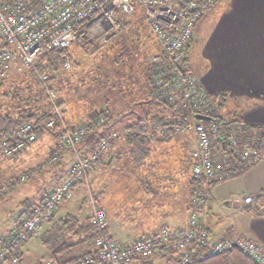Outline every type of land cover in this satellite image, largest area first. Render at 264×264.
Here are the masks:
<instances>
[{
	"label": "built area",
	"instance_id": "built-area-1",
	"mask_svg": "<svg viewBox=\"0 0 264 264\" xmlns=\"http://www.w3.org/2000/svg\"><path fill=\"white\" fill-rule=\"evenodd\" d=\"M216 1L41 0L32 3L29 0H0V78L6 76L13 67L34 70L47 90L54 115L45 125L58 137L60 147L69 148L74 158L63 179L47 193L40 205H34L31 213L21 219L20 226L11 231L8 244L18 246L34 236L37 227L53 217L58 203L72 198L73 187L79 182L87 191L89 221L94 233L92 250L80 256L65 261L48 257L22 264H187L194 252L200 253L202 257H211L234 248L256 264H264V248L258 241L244 237L235 230L213 237L203 226L212 186L233 172L227 155L216 153V144L226 140L239 159L247 164L261 157L259 140L248 137V141L241 143L239 127H231L223 132L212 120L205 123L195 118L197 113L212 117L215 105L197 76L185 64L187 48L198 20ZM134 14L141 16L160 49V54L153 61L157 64L150 72L157 98L176 109L194 110L192 121L181 129L191 131L195 137V148L191 152V174L202 180V183L190 200L185 226L163 223L157 231L121 243L110 232L106 210L96 203L87 177L92 164L100 161L116 134L111 132L104 136L88 156L82 155L80 144L89 134L103 126L104 118L95 114L76 125L65 122L63 110L57 103V92L46 86L47 75L36 70V63L40 53L50 48L77 45L91 50L103 45L122 32ZM69 66L70 60L67 58L63 67ZM139 127L141 131H147L150 125L141 120ZM154 128L159 129V126L155 125ZM35 139L33 124L23 122L0 137V156L16 155ZM61 157L62 152L59 150L47 160L49 163L56 162ZM27 179L28 174L22 173L14 180L0 183V196L12 189L17 180ZM252 200L250 195L243 198L246 206ZM0 257H3V253ZM5 264L19 262L13 255Z\"/></svg>",
	"mask_w": 264,
	"mask_h": 264
},
{
	"label": "crops",
	"instance_id": "crops-1",
	"mask_svg": "<svg viewBox=\"0 0 264 264\" xmlns=\"http://www.w3.org/2000/svg\"><path fill=\"white\" fill-rule=\"evenodd\" d=\"M226 4L231 10V16L224 22H222V19L217 21L215 27L201 43L199 42L200 39H198V33L201 30V25L209 20L211 11L210 14H207V11L205 13L207 15L202 18L203 15L201 17L202 20H200L201 18L198 20V22L201 21L200 25H197V22L193 41L187 49V67L197 76L204 91L211 98L214 96L215 110L218 109L219 112L223 113V119L229 120L235 117L239 120V123L262 128L264 127V0H230L229 4ZM224 7H221V9ZM217 10L219 8L216 7V10L212 13ZM211 20L212 18H210ZM157 50V46L153 48V51L156 52ZM189 50H192V54L198 52L201 57V59H198V65H195L194 62L193 64L191 63L192 68L188 63ZM201 60L204 63L199 65ZM157 109V112L160 111L159 114L171 115L164 108L158 107ZM84 121L86 119L82 118L74 124ZM190 121L191 118L189 117L188 120H185V123ZM97 131L89 134L80 144L79 148L84 156L89 155L97 140L108 130L100 129ZM246 132L244 131L243 134ZM124 133L123 125L122 133L115 132L117 135L116 140L102 154L100 161L92 164L87 174L91 191V185L96 188L101 185L105 194L109 183L117 180L130 165L131 159L127 156ZM171 134L173 135H168L163 140L164 142H161L162 147L158 148L159 156L161 157L158 161L159 163L170 162L168 156L177 155V157H180L186 151L187 158L189 159L190 157L189 171L185 173L184 161L179 163L176 168L170 170L172 172H167V175L160 172L159 180L165 182L162 184L166 186L165 193H169L168 188H170L169 194L173 196L165 201L170 204L168 212L172 213L173 216H180L174 214L176 212L175 204L180 202L189 215L188 182L191 174V152L195 148V137L189 130L184 133L176 130ZM36 141H39L38 146L32 148L33 150L36 149V151H33L29 156L21 157L20 155L7 160L0 156V174L4 171L10 173L13 170L14 179L22 173H27L29 178L32 171L36 170V167L34 168L36 152L40 149L41 144H44L48 147V151L45 154L46 164L54 165L58 163L57 165L59 166L56 167L62 170V174L65 176L72 160L62 159V157L56 162L49 163L47 160L52 153L59 150L63 151L64 147H60L59 139L51 133H45ZM219 152L222 151L219 150ZM28 169H31V171ZM167 169L169 167L164 165L163 170ZM169 174L171 175L169 176ZM180 179H182V182ZM179 183L181 184L179 185ZM173 184H177L180 188L172 186ZM152 186L153 191L156 193L158 188L155 189L154 185ZM84 188L82 183H76L73 187V194L74 190L78 189L77 191L80 192ZM51 189L42 195L37 204L42 203ZM247 195L252 196L253 200L246 206L243 198ZM68 206L63 209L57 207L53 217L41 223L35 235L32 236V238L41 239V243H44L50 250L46 258L54 255L61 259L72 258L62 257L66 248L56 249L46 243L51 232L64 227L63 223L68 217H74V202ZM78 208L82 209V215H77L78 218L89 216L90 211L83 213L82 201L79 202ZM31 209L25 203L23 215L28 216ZM57 213L62 214V217L58 221H54ZM24 217L20 216L18 221L15 224L13 223L14 225H12L9 233ZM163 223L168 224L163 221L159 225ZM203 226L208 229V232L213 237H220L227 231L235 230L244 237L255 239L264 248V149L261 152V157L256 162L251 164L244 163V166L242 165L236 173L218 180L212 186L211 199L205 207ZM108 227L110 232L115 235L111 231L110 223H108ZM68 234L71 236V231L66 233V235ZM118 239L122 243H127L135 238L132 235H124ZM92 248V245H88L86 252L91 251ZM20 253L24 263L31 262L25 259L21 251Z\"/></svg>",
	"mask_w": 264,
	"mask_h": 264
},
{
	"label": "trees",
	"instance_id": "trees-1",
	"mask_svg": "<svg viewBox=\"0 0 264 264\" xmlns=\"http://www.w3.org/2000/svg\"><path fill=\"white\" fill-rule=\"evenodd\" d=\"M29 1L35 3L41 0H29ZM132 24H134L135 26L137 25L143 26V28L147 32L146 37L148 38V36H151L139 14L132 15L124 25L123 30L125 28L126 29L129 28V26ZM138 33H139V38H142L143 36L140 34V32ZM116 37L117 35L113 37L111 40H109L107 43L91 49L89 53H93V55H95L96 52H100L99 55L102 56L101 58H107V55L110 54L109 45L110 46L115 45L114 41ZM149 39L153 40L154 37ZM141 40L142 42H144L143 38ZM72 47L75 48L77 47L78 50L76 49L73 50ZM133 47L134 48L132 50H128L126 49L125 46H115L114 55L116 54V56H114L115 58L113 57L109 58V60L113 59L110 61V64L111 63L113 64L122 63L124 65L127 64V61H129L132 58V54L136 52L135 48H137V46L136 47L133 46ZM80 49H83L85 52L89 50V49L80 48L77 45H73L61 49L50 48L48 50H45L40 53L37 59L36 70L40 73H44L47 75L45 84L48 88L50 89L54 88L57 90V92H59L57 103L61 108H63L62 110L64 112V115H66L67 117L66 118L67 121L74 122L82 118H84V120L85 119L88 120L92 118L94 110L96 112L95 114H98L104 118V124L100 129H106L108 131L100 137V139H102L104 136L115 131L114 129L115 124L120 122L118 119L122 115L119 112H117L115 108H113L112 106L107 108L106 104L107 101L110 100V98L109 95L108 94L105 95V92L103 91L106 88L109 89L115 88L116 84L113 82V79H110V76L108 75L107 71L105 72L102 71V74L100 73L99 76L96 73V71L92 73L93 76L92 75L88 77L79 76L78 71L80 70H78V68L79 69L82 68L81 63L79 61V59H81L82 56L78 54L80 53L79 51ZM105 51H107V53H104ZM67 58L70 60V66L68 68H64L63 62ZM110 64L108 63L106 67H109ZM156 64L157 63L154 62L151 63L150 65L146 64V67L144 68L143 71L144 72L143 82L142 85H139V89L137 91L133 90L134 87L133 85H131L132 83L126 81V79H124V82H122V88H120L121 90L119 89L120 92L127 91L126 94L124 92H123L124 94L121 93L120 98L122 100H125L127 105V109L123 111V120H124L123 125L125 129L124 142L126 144L127 156L131 159V163L126 169V171H124V174H121L120 178L118 177V179L126 178L127 181L130 180L133 183V185H135V188H138V190L142 189L143 192L145 191L148 193L154 190L152 185L153 182H156L155 180L157 178V175H161L160 172L167 175L168 174L167 172L174 169L179 165V163H183L184 161L185 163L183 165L186 170L185 173L189 171L188 168L190 164V157L189 159L187 157H183V158L181 157L174 164L168 161L166 163H159L158 160L161 157L159 156L158 148L160 149L162 147L161 142H164L163 140H165L168 135H173L171 133L176 131L177 128H181L189 124L192 121V119L189 123L188 122L185 123V120H188L189 117L191 118L194 112L192 108H187L186 110L176 109L170 103L166 101H161L157 98L156 96L157 90L152 85L149 74L152 67L155 66ZM185 64L187 66V59ZM143 65L145 66V63ZM99 67L100 65L96 67L98 71L100 70ZM67 73H69V76L72 75L77 78L76 80L77 82H79V86L85 84L90 85L91 83L94 84V86L91 85L89 87L85 95H88V93H90L91 91L90 88L95 87L94 81L98 80V82H100V85H102V89H101L102 95L100 101L103 102L104 107H101L100 109L94 108L93 106H95V104H92L94 100H92L91 97L82 96L84 99L81 98L83 99L81 100L79 98L78 100V98L74 99V97L69 96L68 91L65 93L64 91L67 88L65 82L68 81V78H64V75ZM23 75L28 76V80L26 81V83L29 82V88L27 90H24L23 88L24 84L22 80L19 79V81H17V77H21ZM23 80L26 79L24 78ZM92 92L94 91L92 90ZM129 94H131L132 96ZM134 96L136 98H133ZM146 97H148L149 99L148 101L151 102L149 107L144 106V102H145L144 99ZM212 100H214V96ZM80 101H83L82 105H80ZM158 107L164 108L171 115L167 116V115L159 114L160 111L157 112ZM111 109L113 114L111 113ZM53 116L54 115L52 114L51 111L47 90L45 89L43 83L38 79L33 69L28 67L26 68L13 67L12 69H10V71L7 73L6 76L0 78V137L5 136L9 131L16 128L23 122H30L33 124V131L36 136L35 141L45 133H51L52 135L57 137L53 132V130L47 128L45 125L46 121L52 118ZM212 117L214 118L212 121L215 122L223 132H226L229 128H231V126L239 127L240 132L238 136L241 139V143L248 141V137L258 139L259 140L258 148L260 152L263 151L264 127L260 128L257 126L244 125L242 123H239V120H237V118L235 117H232L229 120H225L219 117L217 113H215V108ZM141 120H145L150 125V128L147 131L140 130L139 124ZM226 121H228V123H225ZM204 122H208V121H204ZM155 125L159 126V129L154 128ZM244 131L247 132L243 134ZM116 138L117 135L115 136L113 141H115ZM99 140H97L96 143H98ZM219 150H221L224 154L227 155L228 162L233 167L232 174L236 173V171L242 165L244 166V163H246L239 159V157L233 152L232 148L229 147L226 140H224L223 143L220 142L219 145L216 144L217 153H222L219 152ZM191 161H192V157H191ZM164 165L169 167V169L163 170ZM170 175L171 174H169V176ZM201 183L202 180L194 178L192 174H190L189 182H188L189 201L201 188ZM96 189L99 192L104 193L101 185H98ZM93 190L92 192L94 193L95 191ZM189 206L190 204L188 203V207ZM30 213L31 210L29 214ZM65 220L66 221L63 223L64 227H61L59 229L58 234L61 235L62 237V235H65L67 232L69 233L71 231V236H65L68 238V241L59 243L56 247L50 245L52 248H56V249L68 248L70 246L77 245L76 243H80V242L87 243L88 245H93L94 233H93V226L89 221V216L84 218H78L77 216H74V217H68ZM20 222L16 227L20 226ZM206 230L208 231L207 228ZM10 233L6 237L0 236V254L3 253V257H0V264H5V262L9 260L13 255L17 257L19 264H22L24 263V260L22 259L20 251L17 250L20 245L12 246L8 244V238ZM46 243H48V239ZM52 257L61 261L69 260V259L58 258L55 255ZM75 257H72L71 259ZM187 264H256V263L253 262L251 259H249L247 256H245L243 253H241L240 250L234 248L232 250L211 257H202L200 253L194 252L191 254L190 260Z\"/></svg>",
	"mask_w": 264,
	"mask_h": 264
},
{
	"label": "rangeland",
	"instance_id": "rangeland-1",
	"mask_svg": "<svg viewBox=\"0 0 264 264\" xmlns=\"http://www.w3.org/2000/svg\"><path fill=\"white\" fill-rule=\"evenodd\" d=\"M230 0H217L214 4L211 5V7L207 10V14L211 15L209 16V20L201 25V30L198 33V39L201 43L203 39L208 35L210 31L215 27L216 22L222 19V22L224 20L228 19L231 16V10H229V7L226 6L229 4ZM224 7L221 9V7ZM216 7L219 8V10H216ZM207 14H204L202 18H204ZM214 14V15H212ZM202 18L200 20H202ZM210 18L212 20L210 21ZM200 22H198L197 25H200ZM222 24V23H221ZM137 25V24H136ZM134 24L130 25L129 28H125L117 34V37L114 41L115 45L110 46L109 45V53L107 55V58H101L100 52H96L95 55L93 53H89L91 50H87L85 52L83 49H80V56L81 59H79L82 68L78 70L79 76H93V72L96 71L98 76L100 73L102 74V71H107L108 75L110 76V79H113V82L116 84L115 88H106L103 91L105 92V95H109L110 100L107 101V108L113 107L117 112L122 114L119 117V123L115 124V132L122 133V127H123V111L127 109L126 101L122 100L121 93L126 94L127 91L120 92L119 89L122 88V82H124V79L126 81L131 82L133 85V90L137 91L139 89V85H142L143 82V75H144V68L146 67V64L150 65L153 63L156 56L160 54V50L158 49L156 52L153 51V48H158V44L155 42V40H151L149 38H152L153 35L146 37L147 32L143 28V26ZM138 27V29H137ZM141 28V29H140ZM127 32H126V31ZM143 36L144 42H142V38H139V33ZM138 33V34H137ZM193 41V39H192ZM191 41V43H192ZM198 42V41H197ZM115 46H125L126 49L132 50L134 47L137 46L136 52L132 54V58L127 61V64H110V61L113 59L109 58H115L116 54L114 55V49ZM72 49L78 50L76 47H72ZM153 52V53H151ZM104 53H107L105 51ZM106 56V55H105ZM193 59V60H192ZM198 59H201L198 52L192 54V50H189V58L188 63L190 67L192 68L191 63H195V65H198ZM145 63V66L143 65ZM110 64L109 67H106ZM150 63V64H149ZM201 63H204L203 60L199 62V65ZM99 71L96 69L97 66H99ZM129 65V66H128ZM80 67V66H79ZM148 72V71H147ZM151 72V70H150ZM149 72V74H150ZM26 80H23V79ZM64 78H68V81L65 82L66 89L65 93L68 91L69 96L74 97V99L79 100V98H83L85 96L91 97L92 104H95L93 106L96 109H100L103 106V102L100 101L101 98V89L102 85H100V82L98 80H95V87L90 88L91 91L88 93V95H85L89 87L93 83L85 84L79 86V82H77V78L74 76H69V73L64 75ZM102 78V76H101ZM100 78V79H101ZM22 80L23 81V88L24 90H27L29 88V82L26 83L28 80L27 75H23L21 77H17V81ZM123 80V81H122ZM126 84V83H125ZM119 86V87H118ZM100 87V88H99ZM54 89V88H53ZM56 92L57 90L54 89ZM92 90L94 92H92ZM99 90V91H97ZM121 90V89H120ZM124 92V93H123ZM131 95V94H129ZM57 96H59V92H57ZM83 96V97H82ZM132 96V95H131ZM133 98H136L135 96ZM84 99V98H83ZM81 99V100H83ZM103 100V98H102ZM148 97L144 99V106L149 107L150 103L148 101ZM77 101V100H76ZM83 104V101H80V105ZM105 104V103H104ZM143 106V107H144ZM63 109V108H62ZM95 110L93 112V115H95ZM111 113L112 109H111ZM215 113L219 117L222 118L221 112H219L218 109L215 110ZM65 117L64 121L67 122L70 125H75L76 121L70 122L66 120V115H64L63 112V118ZM206 123V122H205ZM179 128H177L178 130ZM189 129V128H188ZM178 131H182L183 133L188 131L185 129H179ZM39 141L30 142L27 144V146L22 149L20 152H18L16 155L10 156V157H4L5 160L12 159L14 157L22 156H29L33 151H36V149H32L36 146H38ZM40 149L36 152L35 155V171H32V174L30 177L25 180H15L16 185L12 189H8L7 193H4L3 196H0V236L6 237L9 234V231L14 225L18 219L21 217H24V204L27 203L29 208H32L34 205L37 204V202L41 199L42 195L47 192L51 187L58 184L62 179L64 174H62V170L57 168L59 165L56 163L54 165H48L46 164V158L45 154L48 151V147L46 145H42L39 147ZM62 154V159L66 160H72L73 162V154L71 150L67 147H64ZM55 153V152H54ZM184 155H181L180 157H177V155H170L168 156V160L171 163H175L179 158L181 157H187V152H184ZM53 154V153H52ZM51 154V155H52ZM50 155V156H51ZM71 157V159H70ZM3 159V160H4ZM57 166V167H56ZM176 168V167H175ZM31 171V169H28ZM14 171L12 170L10 173H7V171H4L0 174V183L7 181V180H14ZM19 176V175H18ZM17 176V177H18ZM16 177V178H17ZM120 178V177H119ZM160 175H157L156 182H153L154 188H158V190L152 191V192H143L142 189L138 190V188H135V185L129 180L127 181L126 178L123 179H117L113 182L109 183V186L107 187L106 193L99 192L94 185H91V188L93 191H95L93 194L96 196V203L99 206H102L106 210L108 223L111 225V231L114 234V238L121 242L118 238L122 237L124 235H132L134 238L140 237L142 235H145L149 232L157 231L159 228V224L161 222H167L168 225L171 226H184V223L186 224V220L188 219L186 208L183 207V204L180 202L175 204L176 212L174 214H178L180 216H173L172 213L168 212L169 209V203L165 202L167 199H170L173 197L170 195V188H168L169 193H165V185H162L165 182H161ZM182 182V179H180ZM178 183V182H177ZM181 183H179L180 185ZM176 185V186H175ZM174 187H179L177 184H173ZM172 188V187H171ZM78 190V189H77ZM77 190H74L73 197L70 199H63L58 203V208L61 207L63 209L65 206L69 207L68 205L72 204L74 202V216L82 215L81 210L78 208V204L80 201L83 202V213L89 212V203H88V196L86 193V189L80 190L78 192ZM177 196V195H175ZM184 208V209H180ZM204 213V211H202ZM62 217V214H58L54 218V221H58ZM14 223V224H13ZM40 226V225H39ZM38 228V227H37ZM37 231V229H36ZM59 230H54L48 235V244L51 246H57L59 243H62L64 241H68V238L65 236L68 235H61L58 234ZM70 233V232H69ZM255 240V239H254ZM41 239L38 238H32L30 237L28 240L22 242L20 246L18 247V251H21L22 254L25 256V259L28 261L34 262L37 260H42L47 257L50 250L44 245V243H41ZM122 243V242H121ZM77 245L70 246L65 249V252L62 254L63 258H70L75 257L78 255H81L86 252L88 244L87 243H76Z\"/></svg>",
	"mask_w": 264,
	"mask_h": 264
},
{
	"label": "water",
	"instance_id": "water-1",
	"mask_svg": "<svg viewBox=\"0 0 264 264\" xmlns=\"http://www.w3.org/2000/svg\"><path fill=\"white\" fill-rule=\"evenodd\" d=\"M195 118L198 120H202V121H211L214 118L205 114H201V113H197L195 114ZM225 123H228V121H226Z\"/></svg>",
	"mask_w": 264,
	"mask_h": 264
}]
</instances>
